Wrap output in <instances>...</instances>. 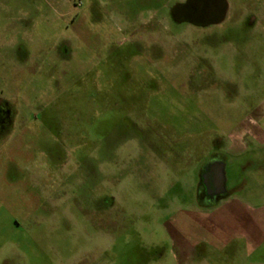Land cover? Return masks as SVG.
Segmentation results:
<instances>
[{"label": "rangeland", "instance_id": "rangeland-1", "mask_svg": "<svg viewBox=\"0 0 264 264\" xmlns=\"http://www.w3.org/2000/svg\"><path fill=\"white\" fill-rule=\"evenodd\" d=\"M185 1L0 0V264H185L214 151L264 208V0L204 27L174 18ZM236 240L202 264H264Z\"/></svg>", "mask_w": 264, "mask_h": 264}, {"label": "crops", "instance_id": "crops-1", "mask_svg": "<svg viewBox=\"0 0 264 264\" xmlns=\"http://www.w3.org/2000/svg\"><path fill=\"white\" fill-rule=\"evenodd\" d=\"M244 151L243 143L240 140L231 143L229 153L233 156H239ZM226 164L228 165L227 161ZM247 166H251V162H248ZM260 197V194H257ZM254 194V198H257ZM237 196L234 194L230 198L215 204L216 206L210 214V220L207 224H203L200 228V232H203V237L195 240L194 242L183 241L175 245L177 249L178 262L181 258H187L185 264L191 263L194 249L197 247H203L198 252V257H204L205 252L219 251L227 247H233V253L240 251V247L235 246L236 239H243V246L249 249H256L264 244V208L252 204V202L235 200ZM218 205V206H217ZM211 217H213L211 219ZM248 249V250H249ZM186 254V255H185ZM234 254L232 261L234 263L237 256ZM192 257V258H191ZM194 257V258H193ZM176 258V257H175ZM205 261L204 260L201 261ZM174 263H177L176 261Z\"/></svg>", "mask_w": 264, "mask_h": 264}, {"label": "flooded vegetation", "instance_id": "flooded-vegetation-1", "mask_svg": "<svg viewBox=\"0 0 264 264\" xmlns=\"http://www.w3.org/2000/svg\"><path fill=\"white\" fill-rule=\"evenodd\" d=\"M187 1V0H186ZM185 1V2H186ZM185 2L181 3L184 4ZM187 22V21H185ZM190 23V22H187ZM193 24V23H190ZM197 26H210L214 25V23L211 24H194ZM15 116V113L13 109L10 107L9 103L2 97H0V131H3L7 128H9L13 118ZM226 157L224 153L214 151L213 157L208 158L204 164L201 165V168L199 170V179L200 184L195 189V198L197 203L200 206H213L216 203H220L228 198H230L232 195L237 193V189L240 188L242 184H240V175H238V180H236V183L234 185H229L228 183V177L226 173V181L225 186H221V184L217 181V172H218V165L225 162ZM225 171H227V164ZM186 192V191H185ZM190 189L186 192L187 195H185L184 199H190Z\"/></svg>", "mask_w": 264, "mask_h": 264}, {"label": "water", "instance_id": "water-1", "mask_svg": "<svg viewBox=\"0 0 264 264\" xmlns=\"http://www.w3.org/2000/svg\"><path fill=\"white\" fill-rule=\"evenodd\" d=\"M227 8L226 0H187L184 4H178L173 8L174 18L178 22H190L193 24H211L222 21ZM226 163L218 165L217 181L225 186Z\"/></svg>", "mask_w": 264, "mask_h": 264}, {"label": "trees", "instance_id": "trees-1", "mask_svg": "<svg viewBox=\"0 0 264 264\" xmlns=\"http://www.w3.org/2000/svg\"><path fill=\"white\" fill-rule=\"evenodd\" d=\"M199 247H197V249H198Z\"/></svg>", "mask_w": 264, "mask_h": 264}]
</instances>
